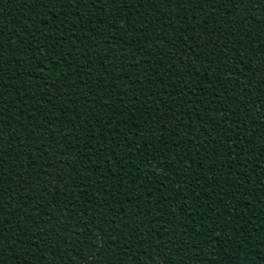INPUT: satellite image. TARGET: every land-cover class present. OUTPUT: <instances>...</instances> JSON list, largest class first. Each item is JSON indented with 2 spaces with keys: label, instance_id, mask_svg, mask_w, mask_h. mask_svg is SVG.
<instances>
[{
  "label": "trees",
  "instance_id": "16d2710c",
  "mask_svg": "<svg viewBox=\"0 0 264 264\" xmlns=\"http://www.w3.org/2000/svg\"><path fill=\"white\" fill-rule=\"evenodd\" d=\"M0 264H264V0H0Z\"/></svg>",
  "mask_w": 264,
  "mask_h": 264
}]
</instances>
